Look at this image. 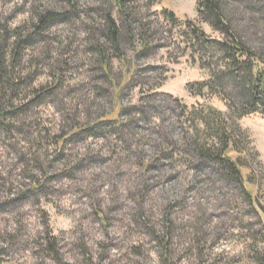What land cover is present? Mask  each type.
<instances>
[{"label": "rangeland", "instance_id": "374dc122", "mask_svg": "<svg viewBox=\"0 0 264 264\" xmlns=\"http://www.w3.org/2000/svg\"><path fill=\"white\" fill-rule=\"evenodd\" d=\"M76 1L79 12L75 19L51 28L43 40L33 43L28 54L45 63L51 42L59 41L65 48L77 47L70 62L75 66L81 63L83 69L72 73L65 92L27 112L26 124L46 130L49 138L65 130L72 113L84 118L88 113L110 114L122 106L120 119L131 126V132L126 133L132 147L127 154L120 153L116 148L120 142L114 136L96 132L86 138L67 139L62 154H54V149L44 151L38 144L18 141L14 129L0 136V249L6 250L0 264H56L42 251L46 230L56 237L62 264H86L81 244L90 253L92 264H167L163 248L150 230L134 220L139 202L156 230L165 231L167 218L174 222L168 254L171 263L257 264L254 232L262 223L235 185L211 169L195 172L159 153L168 144L158 135L156 125L169 138L178 137L184 127L176 117L175 105L164 95L170 94L188 108L205 105L225 110L216 97L190 93L187 85L206 79L207 73L190 62L178 27H170L161 16L162 10H170L178 19L194 20L206 34L219 37L207 23L197 21L196 0L127 2L131 17L149 26L148 48L145 55L136 57L123 46L122 59L111 58L117 87L109 86L104 96L89 91L92 88L86 76L92 54L85 50L89 47L85 28L101 23V9L107 4L104 0ZM65 6V0H0V25L27 30L37 9ZM110 8L118 20L114 1ZM225 8L233 28L249 45L264 46V8L246 0H228ZM138 27L133 23L132 31ZM134 41L135 50L140 49V43ZM45 78V73L41 74L37 82ZM96 80L106 86L97 76L91 81L96 84ZM143 81L153 89L145 91ZM157 83L161 85L156 88ZM145 103L155 107L147 109V119L132 108ZM238 125L248 140L243 157L246 167L241 168L244 184L264 206V116L242 117ZM35 140H40L39 135ZM143 158L160 160L144 169L138 165ZM34 159L53 176L45 179L42 192L28 190L32 183L29 176L42 179ZM63 168L64 175L57 177ZM96 207L103 219L95 214ZM256 246L263 248L260 243Z\"/></svg>", "mask_w": 264, "mask_h": 264}, {"label": "trees", "instance_id": "16d2710c", "mask_svg": "<svg viewBox=\"0 0 264 264\" xmlns=\"http://www.w3.org/2000/svg\"><path fill=\"white\" fill-rule=\"evenodd\" d=\"M65 1L67 9L54 7L37 9L27 30L24 28L25 32L22 26L13 28L0 25V136L9 134L14 129V133L19 136L18 141L22 140L32 145L38 144V149L45 151L51 148L55 150L54 154H62V148L67 139L86 138L103 132L105 135L114 136L120 142L116 146L117 150L127 154L132 143L126 132H131L129 131L131 126L120 119L122 106L110 114L92 116L88 113L84 118H81L77 112L72 113L66 122L65 130L49 138L46 130L42 131L37 126L32 129L28 122L26 124L27 112L57 98L69 87L68 79H71L72 73L83 69L81 63L75 66L70 62L71 54L76 53L77 47L68 45L65 48L59 41L51 42L44 57L45 63H41L39 59L28 54L33 43L43 40L44 35L51 28L67 23L77 15L79 12L77 1ZM112 1L118 9V20L113 18L111 13ZM129 1L132 0H104L107 7L101 9V23L85 28L86 40L89 44L85 50L92 54L88 59L91 67L87 71L86 78L92 88L89 91L94 96H104L102 93L106 92L109 86L117 87L111 75V58L122 59L123 46L131 49L136 57L143 56L147 52L150 37L146 33L149 26L131 17L130 10L126 6ZM227 1L196 0L197 21L207 23L213 31L217 32L219 35L217 38L206 34L194 20H180L170 10L161 12L162 18L170 24V27H178V35L185 45V52L190 62L196 63L207 73L206 79L188 84V90L191 94L202 98L216 97L222 102L225 110L221 111L205 105L188 108L170 94L164 95L166 100L175 105L176 117L184 127L182 134L178 137L169 138L164 134V130H161V126L156 125L157 131L160 132L158 135L160 138L164 136L162 138H165L168 144L167 148L161 149L159 153L165 158L178 160L181 165H187V168L195 172L205 171V168L211 169L222 180L235 185L244 201L251 205L256 216L261 220L262 225L254 232V239L256 243L262 244L263 248H258L255 243L253 251L256 263L264 264V206L255 200L244 184L241 168L246 167L243 157L248 150V140L245 132L238 125V120L242 117L251 114L264 116V46L255 48L249 45L233 28L225 12ZM246 2L264 8V0H246ZM133 23L140 26L135 33L132 31ZM134 40L140 43V49L135 50ZM136 70L132 72L133 79L137 75ZM44 73L45 80L37 82L38 77ZM96 76L100 84L106 85L105 89L97 84V80L96 84L92 83L91 80ZM143 85L147 87L145 91L153 89L152 86H147L146 81H143ZM160 85L157 83L155 87ZM70 101L68 103L72 105ZM132 108L141 118L147 119L146 116H150L147 109L155 107L145 103ZM36 135H39V141L35 140ZM111 152L118 154L117 151ZM233 152L236 156L231 157ZM34 160L38 164V170L42 172V179L33 175L29 176L28 179L32 183L28 190L41 191L45 179L53 176L48 175L43 163L38 159ZM159 160L143 158L138 165L140 168L148 169L159 164ZM70 170L71 168L68 171ZM64 171L63 168L55 175L61 177ZM138 207L140 211L134 215L135 219H133L150 230L155 241L163 248L167 264H174L168 256L171 252L169 246L174 222L166 217V229L160 232L150 223L144 210H141L140 202ZM94 210L95 214L102 218L101 209L96 207ZM43 239L45 240V244L42 245L44 254L54 263L62 264L56 249V237L46 230ZM80 246L85 263L92 264V258L86 246L82 244ZM5 253V249H0V260Z\"/></svg>", "mask_w": 264, "mask_h": 264}]
</instances>
